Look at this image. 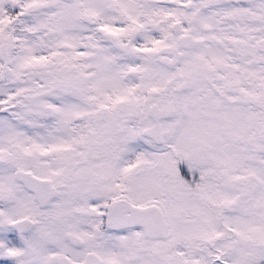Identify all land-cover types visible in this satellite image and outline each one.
Listing matches in <instances>:
<instances>
[{
	"label": "snow or ice",
	"instance_id": "6c2138e0",
	"mask_svg": "<svg viewBox=\"0 0 264 264\" xmlns=\"http://www.w3.org/2000/svg\"><path fill=\"white\" fill-rule=\"evenodd\" d=\"M0 264H264V0H0Z\"/></svg>",
	"mask_w": 264,
	"mask_h": 264
}]
</instances>
